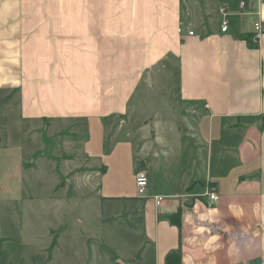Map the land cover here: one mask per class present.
Listing matches in <instances>:
<instances>
[{"label": "crops", "instance_id": "obj_1", "mask_svg": "<svg viewBox=\"0 0 264 264\" xmlns=\"http://www.w3.org/2000/svg\"><path fill=\"white\" fill-rule=\"evenodd\" d=\"M261 1L0 0L4 138L7 128L22 124L91 132L98 126L92 121H106L130 126L142 139L131 145L127 171L133 183L146 171L144 199L123 190L119 145L110 166L100 168L88 167L103 156L87 147L86 169L70 173H115L111 181L119 192L108 200L123 205L115 217L138 234L135 250L120 252L116 264H166L173 252L183 264H264ZM259 21L263 33L256 41ZM163 70L175 79L180 103L168 114L170 123L155 114L149 124L146 100L135 98L144 75L152 85ZM209 190L217 202L208 203ZM158 196L164 198L159 206ZM179 211L180 227L171 222Z\"/></svg>", "mask_w": 264, "mask_h": 264}, {"label": "rangeland", "instance_id": "obj_2", "mask_svg": "<svg viewBox=\"0 0 264 264\" xmlns=\"http://www.w3.org/2000/svg\"><path fill=\"white\" fill-rule=\"evenodd\" d=\"M175 84L164 70L152 85L149 73L144 75L135 100H146L149 124L155 114L163 124L172 120L168 114L180 103ZM100 122H91L98 125L91 132L83 125L73 130L54 123L7 128L6 138L0 130V264H116L117 256L135 247V229L115 217L123 205L108 200L119 192L111 181L115 173L70 176L74 169H86L87 147L103 156L89 160L88 167L100 168L110 166L112 149L119 145L123 190L137 193L127 166L129 153L134 156L131 145H139L141 137L130 126L119 129L103 121L106 129Z\"/></svg>", "mask_w": 264, "mask_h": 264}, {"label": "built area", "instance_id": "obj_3", "mask_svg": "<svg viewBox=\"0 0 264 264\" xmlns=\"http://www.w3.org/2000/svg\"><path fill=\"white\" fill-rule=\"evenodd\" d=\"M264 1V0H262ZM261 1V2H262ZM241 8L245 9L246 3L244 1L241 2ZM222 16H223V27H222V31L226 32L228 30V26H229V21L227 19L228 14L226 13L225 9L221 10ZM263 33V28H262V21H259L255 24V40L257 41L260 36ZM193 32H190V35H193ZM135 181H136V188H137V196L141 199H144L147 197V189L149 186V178L148 175L146 173V171L144 170H139L136 174L135 177ZM204 197L207 198L208 203H212V202H217L219 200V196L215 191H211L209 190ZM184 198V197H183ZM163 197H155L154 200L156 202V205L159 206L162 202H163Z\"/></svg>", "mask_w": 264, "mask_h": 264}, {"label": "trees", "instance_id": "obj_4", "mask_svg": "<svg viewBox=\"0 0 264 264\" xmlns=\"http://www.w3.org/2000/svg\"><path fill=\"white\" fill-rule=\"evenodd\" d=\"M180 216H181L180 211L177 212L176 214H174L171 217L172 224L180 227L181 226ZM166 264H183L180 254L178 252H173V253L169 254L166 258Z\"/></svg>", "mask_w": 264, "mask_h": 264}]
</instances>
